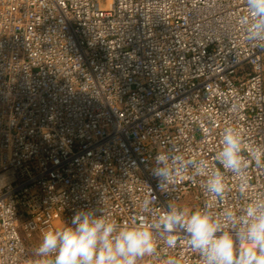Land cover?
Returning a JSON list of instances; mask_svg holds the SVG:
<instances>
[{"label":"built area","instance_id":"2783aa9c","mask_svg":"<svg viewBox=\"0 0 264 264\" xmlns=\"http://www.w3.org/2000/svg\"><path fill=\"white\" fill-rule=\"evenodd\" d=\"M245 0H0V264H35L43 233L79 210L151 222L169 203L203 207L202 178L159 190L156 152L215 160L225 127L251 160L247 196L264 195V47L238 23ZM222 170V169H221ZM153 201V213L141 202ZM200 264L183 238L138 264Z\"/></svg>","mask_w":264,"mask_h":264},{"label":"clouds","instance_id":"9594fccd","mask_svg":"<svg viewBox=\"0 0 264 264\" xmlns=\"http://www.w3.org/2000/svg\"><path fill=\"white\" fill-rule=\"evenodd\" d=\"M245 9L238 20L245 39L264 47V0H245ZM219 143L215 160L221 167H210L205 159L186 158L175 145L153 157L151 174L159 190H167L178 179L202 178L200 185L207 197L203 207L193 210L169 203L151 222L123 225L104 208L100 215L96 210H79L70 223L43 233L35 249V264H138L157 253L161 241L167 252L177 247L180 238L198 254L200 264H264V195L246 198L238 209L213 211L225 200L226 174L238 180L242 196H247L250 187L247 169L251 160L243 154L246 145L241 132L227 126ZM249 154L258 167L262 165L264 150L249 149ZM152 205L146 197L141 209L153 213ZM164 264L182 261L168 255Z\"/></svg>","mask_w":264,"mask_h":264}]
</instances>
